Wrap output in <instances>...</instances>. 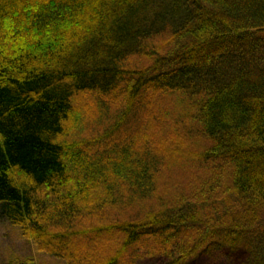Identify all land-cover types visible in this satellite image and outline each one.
<instances>
[{
    "label": "trees",
    "instance_id": "trees-1",
    "mask_svg": "<svg viewBox=\"0 0 264 264\" xmlns=\"http://www.w3.org/2000/svg\"><path fill=\"white\" fill-rule=\"evenodd\" d=\"M0 219L65 264H264V0H0Z\"/></svg>",
    "mask_w": 264,
    "mask_h": 264
},
{
    "label": "rangeland",
    "instance_id": "rangeland-1",
    "mask_svg": "<svg viewBox=\"0 0 264 264\" xmlns=\"http://www.w3.org/2000/svg\"><path fill=\"white\" fill-rule=\"evenodd\" d=\"M145 59L137 58L136 64L143 65ZM143 136L139 137L142 139ZM158 182L165 184L170 198L178 197L184 192L185 184L172 172L162 168ZM160 194L165 195L164 190ZM247 255L243 250H223L213 255H201L189 264H245ZM164 257H141L137 264H167ZM0 264H65L46 253L39 252L33 241L23 236L22 231L7 220L0 219Z\"/></svg>",
    "mask_w": 264,
    "mask_h": 264
}]
</instances>
